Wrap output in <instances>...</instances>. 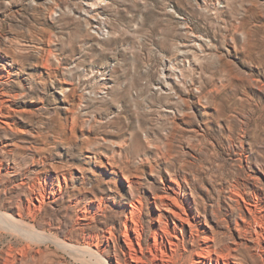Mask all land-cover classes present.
Here are the masks:
<instances>
[{"label": "rangeland", "instance_id": "374dc122", "mask_svg": "<svg viewBox=\"0 0 264 264\" xmlns=\"http://www.w3.org/2000/svg\"><path fill=\"white\" fill-rule=\"evenodd\" d=\"M94 1L0 0V93L16 110L15 131L0 130V201L56 169L66 190L21 264H126L121 205L145 197L148 251V200L168 181L218 256L264 264V0ZM9 244L0 231V251Z\"/></svg>", "mask_w": 264, "mask_h": 264}, {"label": "bare ground", "instance_id": "6f19581e", "mask_svg": "<svg viewBox=\"0 0 264 264\" xmlns=\"http://www.w3.org/2000/svg\"><path fill=\"white\" fill-rule=\"evenodd\" d=\"M103 1L96 0L94 3H90V6L101 4ZM92 11L85 13V17L91 20V23L93 20L96 21L94 19L96 11L93 9ZM61 95L65 96L64 92ZM9 104L10 102L6 100L5 95L0 93V130L13 133L15 131L14 126H16L14 119L16 110H12L11 104ZM6 144L1 142L0 148L8 146ZM123 147L120 144L119 151ZM4 162L0 159V178L4 174L11 173L10 168L8 169L9 166H6ZM56 170L57 175H48L44 179V183L29 184L27 180L20 182L18 187L25 191V198H13L14 200L9 202L0 201V231L17 238V249H19L17 250L14 244L4 247L0 251V264L24 263L31 257L33 241H36L38 245H44L46 239L50 238L45 229L51 224L48 221L42 222L40 217H47V206L64 199L65 186L59 178L60 171ZM65 175L62 174L61 176ZM134 177H126L128 188L133 195L139 192L138 185H140ZM238 186L232 189V194H239ZM119 190L122 189L118 187ZM148 201L152 220L149 229L153 236V244L148 246V251H145L142 245L143 220L146 215L145 197L140 195L129 207L121 205L124 209L123 213L126 215L122 226V238L128 247L124 251L126 264H172L175 260L182 262L184 258L187 264H232V261H226L223 256L216 254L214 246L210 245L212 239L199 228L200 220L194 213V203L178 188L175 181L165 183L164 194L155 196L154 199ZM82 216L87 217V212H82ZM89 224L84 226H89ZM78 227L83 230L82 226ZM187 227L188 232H185ZM85 238L87 248L92 251L93 241L89 240V236ZM52 239L60 248L73 251L80 249L75 244L70 243L69 240H58L57 237H52ZM179 248H182V254L178 253L181 251L178 250ZM97 258L99 259V257ZM100 260L102 261L101 264H120L117 258H109L107 261L100 258ZM100 263L98 262V264Z\"/></svg>", "mask_w": 264, "mask_h": 264}, {"label": "built area", "instance_id": "2783aa9c", "mask_svg": "<svg viewBox=\"0 0 264 264\" xmlns=\"http://www.w3.org/2000/svg\"><path fill=\"white\" fill-rule=\"evenodd\" d=\"M100 33H101L103 36H107V35H108V30L105 29V28H101V29H100Z\"/></svg>", "mask_w": 264, "mask_h": 264}]
</instances>
